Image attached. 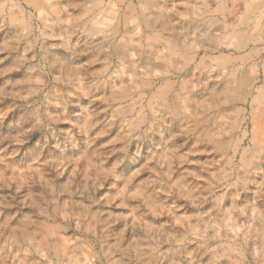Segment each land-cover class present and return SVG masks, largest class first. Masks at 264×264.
Here are the masks:
<instances>
[{"label": "rangeland", "instance_id": "rangeland-1", "mask_svg": "<svg viewBox=\"0 0 264 264\" xmlns=\"http://www.w3.org/2000/svg\"><path fill=\"white\" fill-rule=\"evenodd\" d=\"M0 264H264V0H0Z\"/></svg>", "mask_w": 264, "mask_h": 264}]
</instances>
